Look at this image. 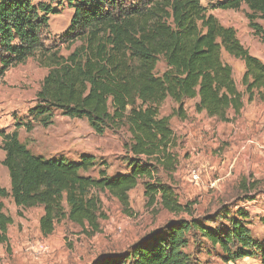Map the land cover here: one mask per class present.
<instances>
[{"label":"trees","instance_id":"obj_1","mask_svg":"<svg viewBox=\"0 0 264 264\" xmlns=\"http://www.w3.org/2000/svg\"><path fill=\"white\" fill-rule=\"evenodd\" d=\"M64 2L73 9L61 38L67 56L45 44L50 17L60 14L54 7ZM243 6L250 28L264 44V27L258 23L264 21V0H224L216 9L239 11ZM224 53L244 63V92ZM32 57L48 73L29 110L31 121L1 132L10 190L0 186V245H8L13 224L3 202L9 197L19 208L43 209L39 226L45 237L63 221L92 236L105 218L100 194L107 193L129 212V193L146 180L148 206L160 205L179 218L95 264H204L197 253L188 252L191 239L197 247L204 240L219 249L226 264L245 259L264 264V241L248 228V210L223 205L212 215L196 216L192 205L181 204L174 188L158 177V168L172 173L177 165L171 117L186 118L187 100L197 101V113L221 122L230 121L231 112H242L246 96L248 102H264V62L250 54L233 28L222 25L201 0H0V76ZM161 59L167 70L158 76ZM168 99L178 108L160 117ZM54 112L86 120L99 136L127 128L130 172L110 177L103 169L93 178L82 174L95 167L91 156L71 162L33 154L18 128H47ZM242 188L249 190L245 183Z\"/></svg>","mask_w":264,"mask_h":264},{"label":"rangeland","instance_id":"obj_2","mask_svg":"<svg viewBox=\"0 0 264 264\" xmlns=\"http://www.w3.org/2000/svg\"><path fill=\"white\" fill-rule=\"evenodd\" d=\"M224 0H201L210 14L218 18L225 27L233 28L242 45L264 62V44L250 28L246 6L239 11L216 9ZM59 15L50 17L45 35L48 47L59 49L69 55L62 36L70 26L73 9L68 2L61 7ZM264 27V21H258ZM223 60L233 68L234 79L241 92L245 72L244 63L228 54ZM167 70L161 59L156 74L162 76ZM48 69L40 65L37 57L12 67L0 76V186L10 190L8 170L3 166L5 153L1 149V132L15 130L17 123L31 121L29 110L37 103V93ZM196 100H187L186 118L171 117L177 148V165L172 173L158 168V177L174 188L183 205H192L196 216L212 215L223 205H233L248 210V228L255 239L264 241V102L259 99L248 102L239 115L229 114L230 121L221 122L195 111ZM178 105L168 99L160 109V117L171 116ZM19 138L29 150L46 159L79 162L83 156L96 159V165L84 176L99 177L106 169L110 177L127 174L131 168L126 144L131 140L127 128L109 130L97 135L86 120L71 119L54 112L53 124L47 128L34 124L27 132L18 128ZM197 171L200 180L192 178ZM130 193V211L107 193H102L101 231L88 235L68 221L56 226L48 237L42 235L39 221L42 208L23 209L17 207L9 197L3 200L5 212L13 218L9 228V243L0 245V264H95L107 255H120L147 234L159 230L179 217L169 213L160 205L148 206L144 182ZM243 183L249 190L242 188ZM187 217L186 215H183ZM217 223L212 224L216 228ZM197 247L191 239L188 252H195L204 264H226L207 241L200 240ZM43 244L45 252L39 251ZM229 264H261L258 259H245Z\"/></svg>","mask_w":264,"mask_h":264},{"label":"built area","instance_id":"obj_3","mask_svg":"<svg viewBox=\"0 0 264 264\" xmlns=\"http://www.w3.org/2000/svg\"><path fill=\"white\" fill-rule=\"evenodd\" d=\"M192 178H193V180H195L196 182L199 181V180H200V175H199V173H198L197 171H195V170L192 171ZM38 247H39V251H40V252H45V251H46V248H45V246H44L43 244L39 245Z\"/></svg>","mask_w":264,"mask_h":264}]
</instances>
